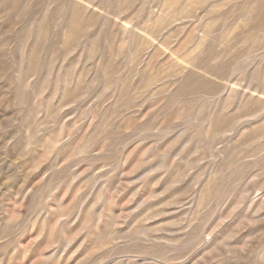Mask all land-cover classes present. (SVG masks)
Wrapping results in <instances>:
<instances>
[{"label": "rangeland", "instance_id": "1", "mask_svg": "<svg viewBox=\"0 0 264 264\" xmlns=\"http://www.w3.org/2000/svg\"><path fill=\"white\" fill-rule=\"evenodd\" d=\"M0 264H264V0H0Z\"/></svg>", "mask_w": 264, "mask_h": 264}]
</instances>
